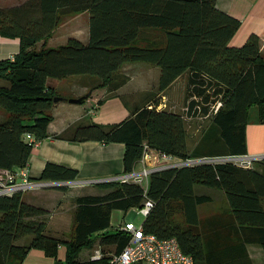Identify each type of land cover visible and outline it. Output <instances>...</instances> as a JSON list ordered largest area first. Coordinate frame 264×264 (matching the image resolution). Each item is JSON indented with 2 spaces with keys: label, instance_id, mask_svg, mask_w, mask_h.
<instances>
[{
  "label": "trees",
  "instance_id": "16d2710c",
  "mask_svg": "<svg viewBox=\"0 0 264 264\" xmlns=\"http://www.w3.org/2000/svg\"><path fill=\"white\" fill-rule=\"evenodd\" d=\"M216 1L24 0L0 5V33L20 38L14 57L0 59V79L5 81L0 84V105L9 112L0 121V172L27 165L34 147L25 138L28 133L41 139L48 135L57 95L47 85L48 77L93 76L88 97L97 88H106L111 95L129 80L122 67L133 61L160 67V90L188 71L183 111L150 102L116 124H81L75 129V139L123 142L124 173L136 167L144 143L185 160L248 153L246 126L253 108L257 121L264 122L263 41L252 32L241 44H232L242 21L217 7ZM82 11L89 13L88 41L71 35L64 43L48 45L63 17ZM144 27H160L164 38L139 43ZM103 101L104 97L98 99V103ZM197 117H210V122L191 150L187 119ZM260 161L263 166L233 161L170 166L151 172L147 188L134 181L98 182L110 190L76 198L68 237L47 230L41 216L49 211L28 202L23 190L0 194V264H21L32 248L43 249L54 264H109L113 252L107 247L120 252L129 239L127 231L111 227L113 210L127 214L142 206L147 196L155 205L142 222L146 231L176 236L196 264H232L211 249L204 250L198 205L208 198L196 194L194 187L223 189L244 241L264 247V158ZM77 175L76 168L49 161L40 179L65 180ZM27 235L30 241L20 243ZM60 245L66 246L64 259L58 255ZM95 247L102 250L100 258L81 256Z\"/></svg>",
  "mask_w": 264,
  "mask_h": 264
},
{
  "label": "crops",
  "instance_id": "0c3cea01",
  "mask_svg": "<svg viewBox=\"0 0 264 264\" xmlns=\"http://www.w3.org/2000/svg\"><path fill=\"white\" fill-rule=\"evenodd\" d=\"M22 1L24 0H0V5H14ZM216 4L220 9L242 21L231 43L241 44L249 34L256 32L262 37L264 54V0H217ZM73 32H75L74 36L88 41L89 23H86L84 30L78 28ZM69 34L65 36L62 34L58 42H66L71 36ZM163 38L164 32L160 27H144L141 29L138 41L145 43ZM52 44L48 42V45L53 46ZM19 49L20 38L7 37L0 33V59L14 57ZM122 70L129 74L130 78L114 94L109 95L106 88H97L83 102H73L69 98L88 93L95 77L72 75L66 78L48 77L47 79V85L63 98L55 102L51 110L53 119L49 123V133L33 147L25 168L32 181H64V183L60 186H33L23 190V195L28 202L49 211L41 218L47 222V230L55 235L71 228L73 210L78 196L104 194L110 188L98 186L97 183L124 173L125 144L119 141L107 143L94 139H75L73 134L77 126L92 122L116 124L128 118L136 108L156 100L160 107L168 108L167 105L170 104L169 109L175 111L184 109L188 71L177 77L166 89L160 90L159 66L144 61H133L126 62ZM0 80V84L5 83L4 80ZM167 90H170L168 94ZM101 97H104V101L98 103ZM8 115L9 112L0 105V121ZM250 118L246 126L248 154L264 158V122L257 121L256 108L251 110ZM191 133L188 143L192 150L196 140L192 139ZM262 158H256L258 160L252 165L258 163V166H263L260 161ZM178 159L181 158L174 156L172 161ZM168 160L171 161L169 158ZM49 161L76 168L77 177L65 180L40 179L42 170ZM139 166H141L140 160L136 168ZM194 189L196 194L208 198L198 205V231L201 233L204 250L211 249L213 253L222 256L223 260L232 264H264L263 245L258 242L244 241L242 228L225 191L203 184H196ZM29 190L31 194L27 197ZM30 239L29 235L21 238L19 242L26 244ZM63 247H65V251L61 253L63 257L59 256L62 259L66 256V246L60 245L58 250L59 255ZM21 264H54V258L47 255L41 248H32Z\"/></svg>",
  "mask_w": 264,
  "mask_h": 264
},
{
  "label": "built area",
  "instance_id": "2783aa9c",
  "mask_svg": "<svg viewBox=\"0 0 264 264\" xmlns=\"http://www.w3.org/2000/svg\"><path fill=\"white\" fill-rule=\"evenodd\" d=\"M217 102L215 110L220 106ZM28 139L35 145H38L41 138L28 133ZM169 155L159 149L151 147L144 143L143 154L140 159V168H134L130 172L111 176L104 181L122 180L141 183L145 188L148 186L149 175L151 172L170 167L175 164H187L190 159L182 162H171ZM256 158L261 156L246 154H230L216 157H198V161H233L237 164L242 162L243 166H251ZM241 160V161H240ZM188 161V162H186ZM195 161V162H198ZM185 162V163H184ZM59 184V181H32L29 179L25 167L10 170L3 169L0 172V194H11L16 190H25L33 186H51ZM155 205V201L146 197L142 206L135 207L138 212L145 216ZM121 229L129 233V239L125 247L120 252H113L109 264H196V259L192 253L186 252L176 236L161 237L154 232L146 231L143 223L136 224L134 219H126L123 224L118 225ZM103 255L100 248H95L92 258H100Z\"/></svg>",
  "mask_w": 264,
  "mask_h": 264
},
{
  "label": "rangeland",
  "instance_id": "374dc122",
  "mask_svg": "<svg viewBox=\"0 0 264 264\" xmlns=\"http://www.w3.org/2000/svg\"><path fill=\"white\" fill-rule=\"evenodd\" d=\"M87 15L89 17L88 11H82L81 13H76V14H71V15L64 16L60 26L58 27V29L53 34L54 35L52 37L53 39L51 38L50 40H48V42L49 43L52 42L53 43L52 45L56 46L58 44H61L58 41L60 40L59 38H62V34H64V36L67 33H70L69 35H74V33H75V32H73L74 30H77L78 28H80V30H84L85 27H86V23H88ZM169 92H170V90H167V94ZM161 98H162V96H161ZM156 101H158V100H156ZM161 102H163V101H161ZM167 107L170 108V104L167 105ZM209 122H210V117H197V118H188L187 119V124H188V127H189V131L192 132V133L191 132L190 133L192 134L191 136H192L193 140H197L198 139V137L200 136V134L202 132V129H204L205 126H207V124ZM209 158H211V157H209ZM169 159L171 160V162H182L183 160H185V159H178L176 161H172V160H174V156H169ZM188 159L192 160V159H195V158H188ZM256 160H258V159H256ZM239 164H242V162H239ZM177 165L178 164H175V165H172V166H177ZM180 165H182V164H180ZM138 168H140V166ZM94 186H97V185H94ZM30 194H31V190H29L27 192V197H29ZM128 214H129V212H127V214H124L123 210L114 209L113 212H112V218H111L112 226L111 227L114 228L115 226H117L119 224H123L126 221V219H128ZM133 219H134V222L136 224H141L143 222V220L145 219V215L140 213V212H138L137 214H135ZM71 229H72V226H71L70 229L58 233V235L59 236L68 237L70 235ZM112 247L113 246L107 247L108 250L111 249L110 252H114V248L112 249ZM93 249L90 250V251L89 250H87V251L84 250L85 252L83 251L81 253V256L83 255V253H84V255L82 256L83 258H86L89 255H92L93 251H94ZM64 251H65V247L60 249V251H59L60 252L59 253L60 257H63V256H61V253H63ZM9 264H12V263H9Z\"/></svg>",
  "mask_w": 264,
  "mask_h": 264
},
{
  "label": "water",
  "instance_id": "95a60500",
  "mask_svg": "<svg viewBox=\"0 0 264 264\" xmlns=\"http://www.w3.org/2000/svg\"><path fill=\"white\" fill-rule=\"evenodd\" d=\"M87 97H88V93H86V94H83V95H81V96H79V97H71V98H69L71 101H73V102H83V101H85L86 99H87ZM63 97L61 96V95H56L55 97H54V103L55 102H57V101H59V99H62ZM190 162H195V161H198V160H196V158L195 159H192V160H189ZM186 162H188V161H186ZM185 163V162H184ZM62 183H64V181H59V184H53V185H51V186H58V185H60V184H62ZM135 214H136V212H135V210H130L129 211V214H128V218L129 219H133L134 218V216H135Z\"/></svg>",
  "mask_w": 264,
  "mask_h": 264
}]
</instances>
